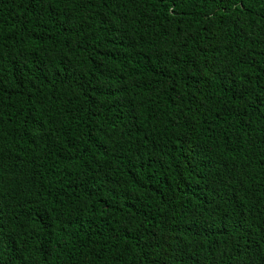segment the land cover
<instances>
[{
    "label": "trees",
    "instance_id": "16d2710c",
    "mask_svg": "<svg viewBox=\"0 0 264 264\" xmlns=\"http://www.w3.org/2000/svg\"><path fill=\"white\" fill-rule=\"evenodd\" d=\"M0 264H264V0H0Z\"/></svg>",
    "mask_w": 264,
    "mask_h": 264
}]
</instances>
